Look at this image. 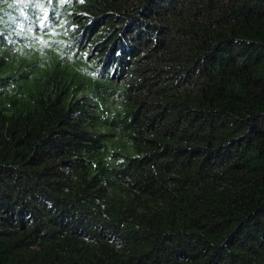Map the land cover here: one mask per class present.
Wrapping results in <instances>:
<instances>
[{
  "label": "trees",
  "instance_id": "1",
  "mask_svg": "<svg viewBox=\"0 0 264 264\" xmlns=\"http://www.w3.org/2000/svg\"><path fill=\"white\" fill-rule=\"evenodd\" d=\"M0 264H264V0H0Z\"/></svg>",
  "mask_w": 264,
  "mask_h": 264
}]
</instances>
